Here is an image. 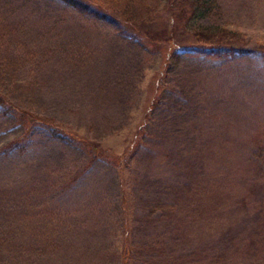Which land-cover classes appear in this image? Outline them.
<instances>
[{"label":"rangeland","instance_id":"374dc122","mask_svg":"<svg viewBox=\"0 0 264 264\" xmlns=\"http://www.w3.org/2000/svg\"><path fill=\"white\" fill-rule=\"evenodd\" d=\"M161 1L140 39L0 0V90L29 117L0 107V264H264V0H217L203 23L252 49L220 56L171 50Z\"/></svg>","mask_w":264,"mask_h":264},{"label":"trees","instance_id":"16d2710c","mask_svg":"<svg viewBox=\"0 0 264 264\" xmlns=\"http://www.w3.org/2000/svg\"><path fill=\"white\" fill-rule=\"evenodd\" d=\"M65 4L78 9L82 13L89 14L99 20L107 21L118 27L124 32L130 33L135 37L143 39L146 37L144 28L139 26V19L156 21L161 13V0H155L154 5L148 4L147 0H61ZM154 1V0H153ZM174 6L170 20L174 17L178 19L179 25L175 30L168 33V41L172 43L171 50L192 51L198 50L216 56L225 54H243L245 55L252 49L244 46L243 41L238 37L239 31L231 28L227 23H203L204 20L219 14L220 5L217 0H171ZM163 28V26H162ZM180 33L187 34L185 39L176 35ZM179 40V41H178ZM254 51L256 49H253ZM169 60V59H168ZM167 60V61H168ZM161 83V92L164 84ZM159 94L160 97V93ZM156 95V96H157ZM158 102V101H157ZM153 101L152 104H155ZM5 111L12 112L19 122L25 124L27 111L17 107L13 99L4 91L0 90V107ZM153 106H157V103ZM148 119V118H147ZM147 121V120H146ZM34 124H43L54 137L68 141L70 143L83 142L81 138H76L70 133H66L54 126V120L48 117H35L32 119ZM54 122V123H53ZM143 128L145 126L143 125ZM82 145V144H81ZM99 148V147H98ZM100 156V155H97ZM129 253V249L127 252Z\"/></svg>","mask_w":264,"mask_h":264}]
</instances>
